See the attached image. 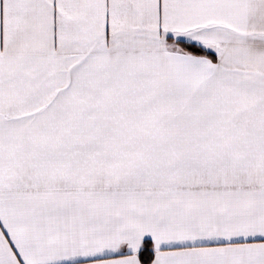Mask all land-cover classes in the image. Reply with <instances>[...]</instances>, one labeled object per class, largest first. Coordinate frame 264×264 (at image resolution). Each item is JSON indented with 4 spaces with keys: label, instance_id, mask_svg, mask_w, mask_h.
<instances>
[{
    "label": "snow or ice",
    "instance_id": "snow-or-ice-1",
    "mask_svg": "<svg viewBox=\"0 0 264 264\" xmlns=\"http://www.w3.org/2000/svg\"><path fill=\"white\" fill-rule=\"evenodd\" d=\"M0 264H264V0H0Z\"/></svg>",
    "mask_w": 264,
    "mask_h": 264
}]
</instances>
